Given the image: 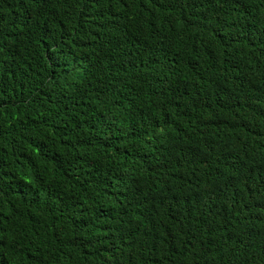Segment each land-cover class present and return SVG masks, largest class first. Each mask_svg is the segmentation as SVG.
I'll use <instances>...</instances> for the list:
<instances>
[{
	"label": "trees",
	"instance_id": "trees-1",
	"mask_svg": "<svg viewBox=\"0 0 264 264\" xmlns=\"http://www.w3.org/2000/svg\"><path fill=\"white\" fill-rule=\"evenodd\" d=\"M0 264H264V0H0Z\"/></svg>",
	"mask_w": 264,
	"mask_h": 264
}]
</instances>
